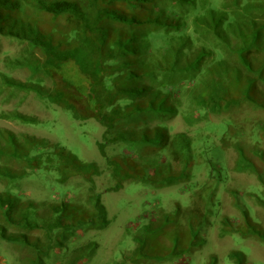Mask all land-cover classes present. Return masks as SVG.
I'll return each mask as SVG.
<instances>
[{
	"label": "trees",
	"instance_id": "trees-1",
	"mask_svg": "<svg viewBox=\"0 0 264 264\" xmlns=\"http://www.w3.org/2000/svg\"><path fill=\"white\" fill-rule=\"evenodd\" d=\"M0 36L25 43L24 52L7 63L30 73L20 81L0 72V85L33 92L74 119L94 118L104 127L97 149L115 179L109 189L118 190L131 175L107 153V145L127 142L130 130L141 131L157 118L182 113L191 125L206 112L221 114L249 100L254 84H264V0H0ZM74 72L78 85L68 77ZM44 78L60 79L63 86L47 89ZM243 87L246 97L233 98ZM0 117L38 123L18 111ZM175 137L172 161L179 169L170 164L168 184L192 179L196 170L186 150L189 141L183 132ZM39 140L0 128V242L16 256L11 262L0 250V264H47L71 229L93 224L105 212L93 187L97 163L81 160L58 142ZM241 156L235 169L249 170V154ZM49 176L62 183L78 176L89 183L85 199L91 209L26 197L22 180ZM65 263L76 262L72 256Z\"/></svg>",
	"mask_w": 264,
	"mask_h": 264
},
{
	"label": "rangeland",
	"instance_id": "rangeland-1",
	"mask_svg": "<svg viewBox=\"0 0 264 264\" xmlns=\"http://www.w3.org/2000/svg\"><path fill=\"white\" fill-rule=\"evenodd\" d=\"M25 47V43L0 36V72L15 80L29 78L25 68L7 63ZM257 66L254 63L255 70ZM68 77L75 85L81 81L76 72ZM42 84L47 89L63 86L60 79L44 78ZM242 84L247 86V82L234 86ZM2 85L0 113L18 111L36 117L38 123L0 117V128L20 139L33 136L39 142H58L100 168V174L93 176V187L104 205V215L93 224L71 229L72 236L57 254L51 252L47 264H66L72 256L75 264H264V84H254L248 97L244 87L229 92L233 98L249 100L221 114L206 112L191 125L182 113L165 121L157 118L141 131L132 127L140 132L130 130L133 135L127 142L107 145V153L120 159L131 175L118 190L109 189L115 179L97 149L104 127L94 118L74 119L33 92ZM178 132L189 141L186 150L196 170L192 179L168 184L174 173L170 164L179 169L172 161ZM243 151L252 162L249 167L242 159L249 170L239 171L235 165ZM48 179L29 177L22 180L21 189L35 201L60 205L69 200L71 205L82 203L88 207L84 210L91 209L85 199L90 185L82 178L71 176L65 183ZM0 250L15 261L8 245L0 242Z\"/></svg>",
	"mask_w": 264,
	"mask_h": 264
}]
</instances>
